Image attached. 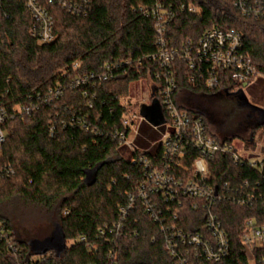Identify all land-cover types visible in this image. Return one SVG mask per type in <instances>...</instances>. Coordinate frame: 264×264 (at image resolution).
Returning <instances> with one entry per match:
<instances>
[{
    "label": "trees",
    "instance_id": "16d2710c",
    "mask_svg": "<svg viewBox=\"0 0 264 264\" xmlns=\"http://www.w3.org/2000/svg\"><path fill=\"white\" fill-rule=\"evenodd\" d=\"M38 1L55 18L57 37L52 42L40 44L31 34L34 19L27 0H0V95L22 99L58 83H63L65 90L50 104H40L32 115L5 125L8 135L1 162L10 165L13 172L0 178V220L6 223L19 253L0 240V264H178L165 246L160 225L173 222L187 231L205 232L204 209L192 208L188 199L181 205L157 199L161 208L173 207L178 218L165 209L166 219L154 220V211H148L139 196L144 167L132 157L147 153L158 158L162 149L150 146L160 133L142 123L136 138L138 148L127 156L113 135L116 127L122 128L123 113L136 105L129 97L131 83L151 79L159 84L156 74L160 66L151 57L158 50L155 22L139 11L140 5L149 7L153 0H92L85 15L70 13L51 0ZM175 1L195 2L201 11L177 13L167 31L172 46L180 47L189 37L198 38L224 19L226 26L242 33L245 55L264 70V9L258 15H245L232 0ZM173 70L177 80L174 101L179 108L202 116L218 139L231 143L241 136L236 127L228 126L223 137L221 130H212V116L218 112L208 102L220 91L231 93L236 85L241 89L243 83L229 79L211 90L190 82V70L183 61L176 60ZM104 74L108 77L103 78ZM77 76H88V82L70 86V79ZM182 92L189 94L183 102L178 99ZM193 94L200 96L192 99ZM152 98H161L157 86ZM255 124L245 142L247 147H255V134L264 131L263 120ZM50 126H54L53 132ZM145 148L150 150L145 152ZM197 153L194 147L187 149L185 168L191 166ZM93 170L94 182L87 185L85 177ZM211 171L222 196L214 210L229 235L230 253L219 262L202 264H248L242 228L248 218L264 225V200L256 198L264 195L263 175L247 162H235L223 153L214 156ZM248 193L255 195L253 201L239 204L237 199ZM130 202L122 227L111 231ZM33 209L54 226L51 233L57 225L61 227L66 238L61 253L55 249L36 252L31 241L51 233L33 238L25 234L24 225L15 224L16 217Z\"/></svg>",
    "mask_w": 264,
    "mask_h": 264
},
{
    "label": "built area",
    "instance_id": "2783aa9c",
    "mask_svg": "<svg viewBox=\"0 0 264 264\" xmlns=\"http://www.w3.org/2000/svg\"><path fill=\"white\" fill-rule=\"evenodd\" d=\"M91 1L51 0V3L59 4L70 13L85 15L91 8ZM232 1L234 6L245 15H258L264 9V0ZM26 5L34 19L30 26L31 34L40 44L52 42L57 34L55 18L50 10L38 0H27ZM139 11L155 22L158 50L151 57L160 66L156 74L159 84L155 87L157 86L160 93L161 98L158 99L163 108L165 122L158 126L150 124L141 115L140 110L143 104L135 109L128 107L121 118L122 128L116 127L113 135L119 145L124 147V151L132 155L138 148L136 138L140 135L142 123L147 122L160 133L159 139L152 142L150 146V148L162 149L158 158L154 159L147 153L132 157L133 162L142 164L145 170V181L140 186L139 196L144 198L147 210L154 211L152 213L154 220L161 218L165 220L166 216L163 213L165 209L168 211L167 214L173 213L174 219L178 218V212H173V207L168 205L166 208H161L157 205V199L177 205L183 204L184 200L188 199L192 208L204 209L205 232L187 231L173 222L161 223L160 230L164 233L165 246L169 254L178 264L219 262L230 253V239L214 210L216 200L222 196L212 180V159L216 154H228L235 162L242 164L247 162L252 168L259 170L264 178V144L262 148L257 147L259 143H263L264 134L261 138H258V135L253 138L256 145L252 148L253 154L249 155L241 154L233 141L229 143L215 137L202 116L191 114L176 105L174 93L177 89V80L173 65L176 60L183 61L190 70V82L201 83L211 90L220 88L229 79L238 84L243 83L241 89L236 85L232 92L242 90L245 83L247 86L258 77L264 79V70H259L245 55L242 33L226 26L224 19H220L218 23L204 30L198 38L189 37L180 47L172 46L167 38L169 24L180 11L199 13L201 8L195 2L153 0L149 7L140 5ZM74 66H79V63H75ZM107 77V74L103 75V78ZM88 78V76H77L70 79L68 84L72 87L80 86L86 84ZM64 90L63 83H58L44 92L29 93L22 99H8L0 95V178L13 172L10 165L1 162L3 146L8 135L5 125L9 120L23 119L32 115L40 108V104H50L55 98L62 96ZM122 103L127 102L122 100ZM50 131H54V126H50ZM133 132L135 136L131 138ZM189 147L196 148L198 153L192 160L191 166L185 168L183 161ZM150 148H145V152H148ZM254 196L253 193H248L247 197H240L237 201L244 205L253 201L251 199ZM256 198L264 200V195L260 193ZM130 200L132 202L134 196H131ZM131 202L122 208V218L115 223L111 231L122 227L127 210L132 205ZM101 232L104 230L101 229ZM0 240L5 241L13 252L19 253V246L9 236L6 223L2 220H0ZM241 240L248 264H264V225L258 224L254 218L246 219Z\"/></svg>",
    "mask_w": 264,
    "mask_h": 264
},
{
    "label": "rangeland",
    "instance_id": "374dc122",
    "mask_svg": "<svg viewBox=\"0 0 264 264\" xmlns=\"http://www.w3.org/2000/svg\"><path fill=\"white\" fill-rule=\"evenodd\" d=\"M155 89V84L151 79H142L137 82H132L130 85V101L132 104H136L132 108L135 109L141 104L150 103ZM188 93H179L178 99L182 100L188 97ZM217 95V98L211 103L213 109L218 113H214L212 116V130L217 132L221 130V137L228 131L229 127H236L241 131V136H236L233 140L237 150L244 155L253 154L252 147L246 146V141L250 139V133L255 123L264 119V79L258 77L253 83L242 88V92L239 93H226L220 91L212 96ZM200 95L193 94L190 98H197ZM206 106L207 102H204ZM207 108V107H206ZM227 122V123H226ZM229 126V127H228ZM228 127V128H227ZM216 129V130H215ZM233 132L236 130L232 129ZM219 133V132H218ZM225 133V134H224ZM263 130L257 131L255 136L258 138L263 136ZM135 136V132L132 133L131 138ZM263 143H259L257 147H263ZM125 156L128 155L126 151L123 152ZM31 210V209H30ZM36 209L27 213L21 218L16 217L14 219L15 224L19 227L24 225L25 234L33 238H43L50 234L54 226L43 217ZM42 217H41V216ZM45 218V219H44ZM32 219V220H31ZM23 222V223H22Z\"/></svg>",
    "mask_w": 264,
    "mask_h": 264
},
{
    "label": "water",
    "instance_id": "95a60500",
    "mask_svg": "<svg viewBox=\"0 0 264 264\" xmlns=\"http://www.w3.org/2000/svg\"><path fill=\"white\" fill-rule=\"evenodd\" d=\"M244 86H246V83ZM140 112L141 115L154 126L161 125L165 122L163 108L158 98H153L150 104H143ZM94 179L95 171L93 170L86 175L85 183L91 185ZM31 244L38 253H43L50 249H55L58 253H61L66 247V238L61 227L57 225L50 235L43 239H34L31 241Z\"/></svg>",
    "mask_w": 264,
    "mask_h": 264
}]
</instances>
